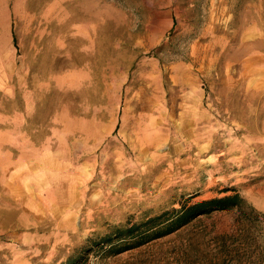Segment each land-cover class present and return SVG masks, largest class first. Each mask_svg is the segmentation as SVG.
I'll use <instances>...</instances> for the list:
<instances>
[{
  "label": "rangeland",
  "instance_id": "1",
  "mask_svg": "<svg viewBox=\"0 0 264 264\" xmlns=\"http://www.w3.org/2000/svg\"><path fill=\"white\" fill-rule=\"evenodd\" d=\"M233 193L264 215V0H0V264L264 259L236 210L86 250Z\"/></svg>",
  "mask_w": 264,
  "mask_h": 264
},
{
  "label": "trees",
  "instance_id": "2",
  "mask_svg": "<svg viewBox=\"0 0 264 264\" xmlns=\"http://www.w3.org/2000/svg\"><path fill=\"white\" fill-rule=\"evenodd\" d=\"M13 41L15 43V37ZM179 205L178 209L162 210L155 215L143 216L135 222L115 225L105 234L90 239L91 246L86 250L92 252L97 249L104 257L116 256L175 233L200 216L214 212L236 210L240 219L250 225L261 217L264 218V215L259 214L238 193L195 202L187 200ZM65 264H81V256L71 258ZM217 264H225V262L221 261ZM248 264H264V259L253 258Z\"/></svg>",
  "mask_w": 264,
  "mask_h": 264
}]
</instances>
